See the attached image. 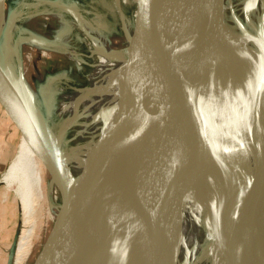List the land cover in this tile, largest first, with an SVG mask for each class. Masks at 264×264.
<instances>
[{"label": "water", "instance_id": "obj_1", "mask_svg": "<svg viewBox=\"0 0 264 264\" xmlns=\"http://www.w3.org/2000/svg\"><path fill=\"white\" fill-rule=\"evenodd\" d=\"M36 1L80 16L75 6L61 0ZM225 1H119L109 44L123 48L129 24L134 47L122 97L103 114L106 134L86 181L75 177L61 134L37 102L20 41H14L11 57L0 53V106L60 193L53 232L38 248L33 264H171L182 239L184 201L205 179L196 163L202 121L216 109L231 114L248 108L253 117L245 144L251 148L255 170L243 166L240 171L236 226L226 249L237 254L239 264H264V67L240 74L243 45L255 51L250 47L255 42L260 51L264 35L249 37L236 3ZM7 5L8 0H0V18ZM121 33L124 41L117 42ZM161 59L168 60L173 72L166 77L165 92L176 74L183 85L173 87L163 104L138 125L137 169L144 190L133 200L121 192L116 204L121 207L110 217L106 211L112 158L124 149L127 122L139 111L138 102ZM235 79L241 86L231 90Z\"/></svg>", "mask_w": 264, "mask_h": 264}, {"label": "bare ground", "instance_id": "obj_2", "mask_svg": "<svg viewBox=\"0 0 264 264\" xmlns=\"http://www.w3.org/2000/svg\"><path fill=\"white\" fill-rule=\"evenodd\" d=\"M234 7L245 25L250 27V19L258 14L257 8L260 7L264 10V0H247L240 6L235 4ZM6 15H9L11 25L5 20ZM74 17L79 28L92 41L93 49L99 58L93 66L94 74L89 78V91L98 90V94H100V99L97 102L94 101L93 112L90 113L89 108L92 93L87 92L81 97L75 110L64 120V130L74 128V137L76 138V142H73L74 146H70L69 141L65 144L67 145L65 154L69 166L78 181H86L92 175L93 163L106 134L107 128L103 120V114L119 102L124 92L125 71L134 47V28H131L129 24L125 26L130 45L128 54L111 46L103 38L104 36L101 37L98 33L85 27L79 15L74 14ZM21 19L20 12L10 11L7 8L0 18V53H6L8 57H11L12 54V41L17 31L16 23ZM30 23L36 24V21L33 20ZM259 46L260 51H252L248 49L246 44L243 45L244 54L241 62L244 67L242 66L240 74L251 75L264 67V43L259 44ZM64 51L66 50L64 49ZM27 54L31 55L30 53ZM66 56L71 60L78 59L77 54L74 52ZM197 65L196 61V70ZM169 70L172 71L168 60L161 59L154 66L145 89L144 99L138 102V106L141 107L137 114L127 122L128 134L125 135L127 141L123 145L124 149L116 152L112 158L108 185L110 207L106 211L110 217L113 216L114 209L118 211L121 207L116 205L121 192L128 200H133L140 195L139 190H137L138 193L133 192L135 187L139 188L143 184V179L137 169V150L141 136L138 125L163 104L164 96L168 92H173V87L178 88L183 85L180 79L181 76L176 74L174 75L173 85H169L165 92L163 86L169 84H166L165 80H169L168 78L173 74ZM25 72L29 79L26 69ZM108 83H111L110 87H107ZM240 86L238 80L235 79L231 85V90ZM252 117L253 114L250 108L231 114L225 113L223 109H216L208 118L202 121L203 130L196 163L198 171L204 173L205 179L203 182L195 184L184 202L186 204L196 200L199 206L202 207L204 233H199V239L205 234L210 246L213 245L215 254L212 256L213 250L211 249L210 264H239L237 254L227 250L226 246L232 243L236 222L233 215L238 206L236 188L240 180V171L243 166L252 172L255 170L251 158V148L245 144L248 140L246 130ZM1 182L5 184L8 190L14 191L17 199L21 201L26 223L30 221L35 200L47 196L53 203H56V199L60 195L42 161L23 136L20 139L15 157L1 177ZM123 188L125 189L122 191ZM199 223L200 220L198 219V226ZM196 228V237L198 238L197 225ZM26 235H24V238H26ZM182 240L183 238L171 264L174 261L177 264H191V257L194 260L193 253L195 251L187 258L185 253L190 250L185 252L187 245ZM192 264H195V262L193 261Z\"/></svg>", "mask_w": 264, "mask_h": 264}, {"label": "rangeland", "instance_id": "obj_3", "mask_svg": "<svg viewBox=\"0 0 264 264\" xmlns=\"http://www.w3.org/2000/svg\"><path fill=\"white\" fill-rule=\"evenodd\" d=\"M19 1L10 0L7 5L8 10L20 12L23 17L21 21L19 20L16 23L17 31L14 34L12 42L20 40L19 35L22 31L26 30L24 28L26 22L34 19L36 24L30 23L33 20L29 21L28 24L35 31L38 30V26L41 24L42 34L57 42L58 49L62 50L56 51L57 54H55L41 49L40 52L42 51V54L34 56L37 50L34 45L26 41H22L21 44L25 55L26 70L29 77L28 82L37 102L44 114L50 117L51 125L55 131L61 134L62 141L64 140L65 144L69 141L70 146H74L76 142L74 128L64 130V120L75 110L81 97L90 92L88 76L91 78L94 74L93 66L99 58L93 49L92 41L79 28L76 19L70 13L60 12L46 5L40 6L37 4V6L35 0H29L25 3H27L30 9L33 7L39 8L38 10H31L30 13L28 10L18 8L17 4ZM119 1L97 0L96 3V0H92L94 3L92 20H89L85 13L80 12L81 17L79 18L82 20V24L91 31L93 30L98 33L101 37L104 36L103 38L109 43L111 41L109 37L114 30L118 17ZM246 1L234 0V3L240 6ZM225 3L227 4V0ZM257 9L258 14L250 19L251 26L245 25L249 37L255 36L258 32L264 35V10L260 7ZM25 17L28 20H25ZM35 18H38L40 21L42 20L41 23ZM5 20L10 25L12 24L9 15L5 16ZM104 23L108 24L107 31L109 33H105L102 30ZM123 37L124 35L121 33L117 42L124 41ZM31 40L29 39V41ZM250 47L253 50L257 49L255 42H250ZM129 48L128 39L125 38L124 47L116 49L129 54ZM71 52L77 54L78 59L71 60L66 56ZM27 53L31 55L29 56ZM110 85L111 83H108L107 87H110ZM87 86L88 88H86ZM90 93H92V101L89 108L91 110L90 113H92L94 101L97 102L100 99V94H98V90H93ZM21 137V133L0 106V264H33L32 260L36 256L38 248L53 232L61 205L60 195L56 199L55 204H52L49 201L50 198L47 196L35 200L30 221L26 223L21 201L17 199L14 191L8 190L5 184L1 182V177L17 153ZM143 188L144 184L139 188L135 187L133 192L138 193L137 190H139V194H141L144 190ZM202 213V207L201 205L199 206L198 201L192 200L186 204L184 202L182 208V241L187 245L185 252L190 250L188 253H185L187 258L195 251L193 253L194 260L191 257L192 263L194 261L195 264H210V250H213L212 256L215 254L213 245L211 244L212 247L210 246V242L205 234L199 239V235L204 233ZM198 219L200 220L199 226ZM196 225L198 227V238L196 237ZM25 234H27L26 238H24ZM173 264L177 263L174 261Z\"/></svg>", "mask_w": 264, "mask_h": 264}, {"label": "crops", "instance_id": "obj_4", "mask_svg": "<svg viewBox=\"0 0 264 264\" xmlns=\"http://www.w3.org/2000/svg\"><path fill=\"white\" fill-rule=\"evenodd\" d=\"M61 1L66 2L68 4H71V5L75 6L80 12L85 13L89 20H92V14H93L92 13V8L94 6V3H92V0L89 2V4L86 3V2H84V4H83L80 0H61ZM42 5L49 6L47 4H42ZM84 5H88V6H84ZM49 7L53 8L55 10H58L60 12H64L65 13V11H63L61 9H58L56 7H53V6H49ZM31 20H29V21H31ZM29 21L26 22V26L24 27L26 30L25 31H22L20 33V37H21V40L22 41L30 42V44H32V45L35 46V49H37L36 50L37 52L35 51L34 56H39V54H42L41 53L42 51L40 52L41 49L47 50V51H51V52H53L55 54H57L56 51H62V50L58 49V47H57V44L58 43L57 42L52 41L49 37H47L46 35H43L42 34L43 31L41 32V28H42V25L41 24L38 26L39 27L38 30L35 31L33 29V27L28 24ZM41 21H40V23H41ZM107 25L108 24H105L104 23L103 26H102V30L105 33H107V32L109 33V31H107ZM29 39H32V40L29 41ZM42 43H50V44H52V46H46V45H43ZM22 54H23L24 64H25V69H26L24 50H22Z\"/></svg>", "mask_w": 264, "mask_h": 264}, {"label": "flooded vegetation", "instance_id": "obj_5", "mask_svg": "<svg viewBox=\"0 0 264 264\" xmlns=\"http://www.w3.org/2000/svg\"><path fill=\"white\" fill-rule=\"evenodd\" d=\"M28 1H29V0H20L19 3L17 4V5H18V8H19V9L26 10V11L28 10L29 12H30L31 10H38V9H39V8H37V7H33L34 9H33V8L30 9V7L27 5V3H25V2H28ZM80 1H81L83 4H84V2H86V3L89 4V2H90L91 0H80ZM9 2H10V0H8V3H9ZM92 3H93V2H92ZM96 3H97V0H96ZM37 4L40 5V6H42V3L36 2V5H37ZM38 5H37V6H38ZM84 6H88V5H84ZM92 9H93V8H92ZM35 12H36V11H35ZM30 13H31V12H30ZM71 15H72V14H71ZM72 16H73L74 19H76V18L74 17V15H72ZM22 18H23V17H22ZM24 19H25V20H28L27 17H25ZM35 19H38V18H35ZM21 20H22V19H21ZM21 20H20V21H21ZM32 20H33V19H32ZM126 36H127V35H126ZM19 39H20V40H19L20 43L22 44V40H21L20 35H19ZM126 39H127V37H126ZM21 48H22V45H21Z\"/></svg>", "mask_w": 264, "mask_h": 264}, {"label": "built area", "instance_id": "obj_6", "mask_svg": "<svg viewBox=\"0 0 264 264\" xmlns=\"http://www.w3.org/2000/svg\"><path fill=\"white\" fill-rule=\"evenodd\" d=\"M118 4H119V2H118Z\"/></svg>", "mask_w": 264, "mask_h": 264}]
</instances>
